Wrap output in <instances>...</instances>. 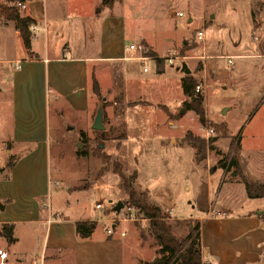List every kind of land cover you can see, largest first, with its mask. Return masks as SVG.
Wrapping results in <instances>:
<instances>
[{
	"label": "rangeland",
	"instance_id": "obj_1",
	"mask_svg": "<svg viewBox=\"0 0 264 264\" xmlns=\"http://www.w3.org/2000/svg\"><path fill=\"white\" fill-rule=\"evenodd\" d=\"M100 2L58 0L57 5L70 17L97 16L105 24V31L113 34L114 50L125 43H138L135 36L142 35L151 43L140 41L146 48L145 55L154 59L145 62L147 72H142L140 61L129 62L133 67L131 79L123 76L117 62L98 67L99 96H92L91 116L63 110L62 126L57 129V118L50 115L47 205L86 214L94 220L121 216L124 209L119 213L112 209L127 196L113 172L114 163L125 176L137 172L132 187L145 192L149 201L171 210L174 217L167 218L161 209L166 220L181 223L175 231L179 236L188 231L184 223L198 224L200 232L205 215L231 219L252 205H260L263 200L249 198L240 177L231 176L233 168L225 170L220 161L232 155L229 146L236 144L235 156L245 179L264 183V0H120L111 7ZM177 11L184 15L175 16ZM3 20L0 17V27L6 35L0 60L12 57L16 44L13 28H4L7 21ZM122 26L124 36L118 35ZM200 30L204 39L197 41L196 32ZM169 57L172 64L167 61ZM183 62L200 86L203 123L186 109L191 99L182 92L184 73L177 68ZM1 63L0 86L5 90L0 92V177L12 158L5 153L3 139L7 140L12 130L11 86L9 83L6 87L2 77L5 68L14 64ZM98 105L103 109V129L94 130L91 123ZM210 128L213 133L208 135L206 130ZM187 131L206 144L213 139L199 163L194 160V149L183 143ZM82 149L87 153L77 152ZM212 171L215 181H210L207 174ZM66 190L77 191L69 206L61 196ZM98 202L102 204L101 213L95 210ZM132 210L135 220L120 223L115 229L116 239L124 242V264H131L135 246L142 251L138 264H157L161 255L149 233V221ZM106 225L95 221L92 235L104 239L108 236ZM122 227L125 237L119 235ZM201 232L205 240H212L207 229ZM1 237L0 248L10 250L9 243H2ZM28 247L38 256L43 249L41 254L46 260L51 259V253H60L47 247L44 236H36Z\"/></svg>",
	"mask_w": 264,
	"mask_h": 264
},
{
	"label": "crops",
	"instance_id": "obj_2",
	"mask_svg": "<svg viewBox=\"0 0 264 264\" xmlns=\"http://www.w3.org/2000/svg\"><path fill=\"white\" fill-rule=\"evenodd\" d=\"M57 1H24L23 12L35 20L29 51L24 49L20 33L12 22L2 25L4 28H13L12 36L16 44L12 57L0 60L5 64L14 63L5 68L4 77L1 74L6 80V87L9 83L11 86L12 130L9 138L3 139L6 144L5 153L12 157L13 164L10 168L6 167L4 175L0 177V200L6 203L0 211V227L11 225L15 240L8 244L0 234L3 237L1 242L8 244L10 249L2 247L0 253H6L4 260L9 264H46V261H56L55 264H124V242L116 239L115 230L102 240L92 235L93 230L88 237L82 238L76 233V223H95L96 220L73 210L65 212L47 205L45 194L50 162L47 134L52 114L57 118V129L62 126L63 110L71 114L82 111L86 116L92 115L94 110H90V103L94 92L91 83L94 76L100 84L98 67L117 62L124 71L123 76L131 79L133 67L129 62L137 60L131 59L134 52L124 50L132 42H124L121 49L114 50L113 34L105 31V24L97 16L70 17L65 9L57 5ZM108 28L111 29L112 24ZM3 30L0 27V54L6 36ZM119 34L124 36L123 26ZM135 37L137 42L146 40L142 35L137 34ZM147 42L151 44L149 40ZM3 90L5 88L0 86V92ZM127 130L129 132L131 129ZM173 140L170 138V142L173 143ZM237 162L241 167L238 157ZM213 171L207 173L210 181H215L211 176ZM234 174L231 172L232 177H235ZM229 183L235 186L233 181ZM76 194V190L63 191L62 201L69 206L70 198ZM253 199L263 201L260 205H252L242 213H237L231 219L221 220L207 215L204 219H201L202 216L196 217L204 223L199 232L203 263H264V197ZM112 210L113 213L118 212ZM166 217L174 216L171 212ZM204 229L211 235V241L205 240L201 232ZM36 236H44L47 247L60 253H51L48 256L51 259L46 260L41 254L43 249L39 256L31 252L28 245ZM15 248L23 250L20 253ZM141 253L136 246L133 248L131 264H138L142 260Z\"/></svg>",
	"mask_w": 264,
	"mask_h": 264
},
{
	"label": "trees",
	"instance_id": "obj_3",
	"mask_svg": "<svg viewBox=\"0 0 264 264\" xmlns=\"http://www.w3.org/2000/svg\"><path fill=\"white\" fill-rule=\"evenodd\" d=\"M24 1L25 0H2V2H0V17L4 19L3 21L12 22L14 24L15 29L20 33L24 49L29 51L31 29L32 26L35 25V20L25 12L20 11L19 7H17V2ZM115 1L120 0H101L100 5L111 7ZM195 85L196 82L190 73L184 74L181 79L182 92L191 99L190 103L187 104L186 109L192 110L196 114L199 122L203 123L205 122V111L202 105L203 96L201 93L195 92ZM91 87L94 94L99 96V86L94 76H92ZM100 134H102V132H100ZM183 143L194 149V160L196 163H199L204 159L205 151L210 148L213 139H210L209 143L206 144L204 139L194 136L190 131H187L183 137ZM232 145L233 144H230L229 146V152H231V150L233 151L232 155L230 157L225 156L220 161L221 166L225 170L229 167L233 168L235 174L238 175L244 183V188L249 198H263L264 183L249 182L245 179L243 173L239 169L235 156L238 147L236 144L234 147ZM77 152L81 154L87 153L85 149ZM12 164V161L8 162L6 167L10 168ZM112 168L113 172L120 178L123 190L127 196L125 200L121 201L122 204L132 207L140 217L149 221V233L153 238L154 243L159 247L158 252L161 255L157 264H206L202 262L201 258L202 253L200 248L199 225L197 224L193 226L190 225L189 222L184 223L186 228H188L187 233L184 236L177 235L175 231L178 230L176 228L179 227L181 223L178 221L170 222L166 220L161 208L150 202L145 192L136 191L132 187V181L136 177V172L132 173L130 176H125L121 171V167L117 163H114ZM4 207L5 201L0 200V211L3 210ZM94 224V222L78 221L75 225L76 233L80 237L86 238L91 234ZM0 234L8 243H12L15 240L13 237V227L11 225H2L0 227Z\"/></svg>",
	"mask_w": 264,
	"mask_h": 264
},
{
	"label": "built area",
	"instance_id": "obj_4",
	"mask_svg": "<svg viewBox=\"0 0 264 264\" xmlns=\"http://www.w3.org/2000/svg\"><path fill=\"white\" fill-rule=\"evenodd\" d=\"M17 5H19L22 9L25 8L24 2H17ZM183 15H184V13L182 11H177L175 13V16H177V17H181ZM196 38H197V41L204 39V33L202 30L196 32ZM124 50L126 52H135V56L131 57V59L138 60L141 62L143 72L148 71L147 67L145 66V62H147V60H149V61L153 60L154 58H153V56L145 55L146 48L144 47V45H142V43H140V42L130 43L125 47ZM167 61L172 64L173 59L171 57H169L167 59ZM228 62H231V58H228ZM199 91H200V86L196 85L195 92H199ZM206 131H207L208 135L213 133V130L211 128L207 129ZM121 209H124L121 216L105 217V218L98 217L95 219L96 221H104L107 223V225L104 227V231L106 232L107 235H112L114 230L117 228L118 224H120V223L124 224L127 221L135 220V218L132 216V211H133L132 207L127 206V205H123V207ZM95 210L97 211V213L102 212V204L100 202L95 203ZM120 210L117 213H119ZM164 211L167 215L171 214L170 210L164 209ZM167 218H169V217H167ZM48 221H50V220H48ZM125 234H126V232H125L124 228L119 229V235L120 236H125ZM5 257H6V253L4 251H2L0 253V264H9L4 260Z\"/></svg>",
	"mask_w": 264,
	"mask_h": 264
},
{
	"label": "water",
	"instance_id": "obj_5",
	"mask_svg": "<svg viewBox=\"0 0 264 264\" xmlns=\"http://www.w3.org/2000/svg\"><path fill=\"white\" fill-rule=\"evenodd\" d=\"M177 68L181 70L184 74L190 73V70L188 69L187 65L184 62L180 65V67H177ZM102 118H103V110H102L101 105H98L95 111V115L93 117L91 128L94 130L103 129ZM122 207H123V204L121 201H119L117 204H115L113 209L116 211H119Z\"/></svg>",
	"mask_w": 264,
	"mask_h": 264
}]
</instances>
